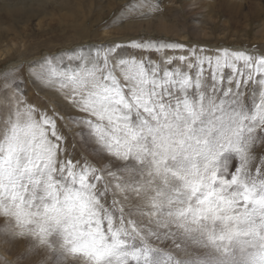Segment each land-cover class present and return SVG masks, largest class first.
Returning a JSON list of instances; mask_svg holds the SVG:
<instances>
[{
	"label": "snow or ice",
	"instance_id": "obj_1",
	"mask_svg": "<svg viewBox=\"0 0 264 264\" xmlns=\"http://www.w3.org/2000/svg\"><path fill=\"white\" fill-rule=\"evenodd\" d=\"M128 46L161 55L113 41L31 68L71 140L20 83L0 97V264H264V49Z\"/></svg>",
	"mask_w": 264,
	"mask_h": 264
},
{
	"label": "rangeland",
	"instance_id": "obj_2",
	"mask_svg": "<svg viewBox=\"0 0 264 264\" xmlns=\"http://www.w3.org/2000/svg\"><path fill=\"white\" fill-rule=\"evenodd\" d=\"M143 2L0 0V97L6 88L20 83V91L38 110H46L49 115L55 110L66 118L63 122L57 120V125L71 140L76 129L68 118L76 113L63 99L59 84L44 87L30 78L31 68L44 58L64 57V63H68V56L79 55L78 50L109 44L121 36L131 37L119 42L124 45L121 56L150 55L154 60L161 54L145 53L128 45L132 40L151 38L212 49H264V0H158L162 11L140 18L138 9ZM149 22L164 24L169 34L137 31L140 27L146 29ZM166 54L184 53L177 50ZM77 151H82L79 146ZM17 252L18 248L0 242V257L12 260Z\"/></svg>",
	"mask_w": 264,
	"mask_h": 264
},
{
	"label": "bare ground",
	"instance_id": "obj_3",
	"mask_svg": "<svg viewBox=\"0 0 264 264\" xmlns=\"http://www.w3.org/2000/svg\"><path fill=\"white\" fill-rule=\"evenodd\" d=\"M133 28V27H132ZM131 29V28H130ZM137 31H141L142 32H150V33H157V34H169V30L168 28L164 25V24H160L158 26H155L153 23L149 22L147 25H146V29H144L143 27H140L139 29H137ZM120 34V33H119ZM105 35V34H104ZM131 37L129 36H121V37H114L113 40L115 42H124V41H128L130 40ZM187 43H190L192 44V42H187Z\"/></svg>",
	"mask_w": 264,
	"mask_h": 264
}]
</instances>
